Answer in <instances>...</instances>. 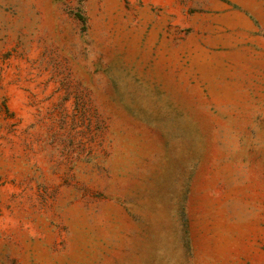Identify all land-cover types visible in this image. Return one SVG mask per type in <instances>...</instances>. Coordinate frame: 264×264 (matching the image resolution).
I'll return each instance as SVG.
<instances>
[{"label":"rangeland","instance_id":"rangeland-1","mask_svg":"<svg viewBox=\"0 0 264 264\" xmlns=\"http://www.w3.org/2000/svg\"><path fill=\"white\" fill-rule=\"evenodd\" d=\"M0 264H264V0H0Z\"/></svg>","mask_w":264,"mask_h":264}]
</instances>
